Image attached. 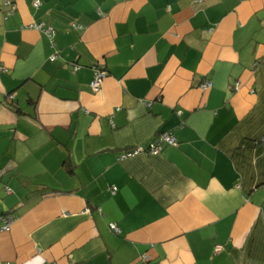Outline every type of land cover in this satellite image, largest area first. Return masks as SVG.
Wrapping results in <instances>:
<instances>
[{"label":"crops","instance_id":"0c3cea01","mask_svg":"<svg viewBox=\"0 0 264 264\" xmlns=\"http://www.w3.org/2000/svg\"><path fill=\"white\" fill-rule=\"evenodd\" d=\"M4 1L0 264H264V0Z\"/></svg>","mask_w":264,"mask_h":264},{"label":"built area","instance_id":"2783aa9c","mask_svg":"<svg viewBox=\"0 0 264 264\" xmlns=\"http://www.w3.org/2000/svg\"><path fill=\"white\" fill-rule=\"evenodd\" d=\"M10 5V1L9 0H5L3 2V6H9ZM34 5L37 6L38 5V1H34ZM13 7L9 8L8 11L6 12V14L12 12ZM33 28L37 29V30H42L43 32H45V34L50 38L51 43H53V41L51 40L52 34H53V29L51 27H45L42 24H32L31 25ZM52 59H54V56L52 57ZM1 68V67H0ZM73 71H77L78 70V66L77 65H72ZM2 69V68H1ZM107 71L104 67V65H96L93 66V77L91 79V81L89 82V86L93 91H97L102 83V79L107 75ZM212 86V83L210 80H204L199 84V88L201 90H207ZM239 84L236 83L234 85V88H238ZM261 141L264 142V135H262L261 137ZM177 140L176 137L173 133V131L171 129H166V130H161L158 131L154 137L147 143L146 146H140L134 149H126L123 150L120 154H119V158H125V157H129L131 155L137 154V153H146V154H150V155H156L158 153H160L162 151V149L164 147L167 146H173L176 145ZM4 192L5 193H9L10 189L9 187H7L6 185L3 186ZM116 187H112V192H115ZM15 215L11 212H1L0 211V231H6L10 228L11 224L14 222L15 220ZM110 229L114 232V233H118L119 232V227L115 224V223H110L109 224ZM221 249V245H215L214 246V251L217 252ZM140 261L143 264H146L149 261V256L148 255H142L140 258Z\"/></svg>","mask_w":264,"mask_h":264},{"label":"trees","instance_id":"16d2710c","mask_svg":"<svg viewBox=\"0 0 264 264\" xmlns=\"http://www.w3.org/2000/svg\"><path fill=\"white\" fill-rule=\"evenodd\" d=\"M9 8H12V7H14V5H13V2L12 1H10V5L8 6ZM2 8V7H1ZM8 8V9H9ZM1 212H3V213H5V212H9V211H1Z\"/></svg>","mask_w":264,"mask_h":264}]
</instances>
